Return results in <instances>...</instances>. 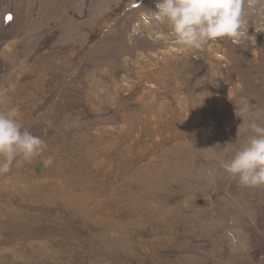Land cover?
Segmentation results:
<instances>
[{
    "label": "rangeland",
    "instance_id": "1",
    "mask_svg": "<svg viewBox=\"0 0 264 264\" xmlns=\"http://www.w3.org/2000/svg\"><path fill=\"white\" fill-rule=\"evenodd\" d=\"M155 2L0 0V110L47 144L0 174V264H264V187L220 166L264 109V16L185 51Z\"/></svg>",
    "mask_w": 264,
    "mask_h": 264
},
{
    "label": "clouds",
    "instance_id": "2",
    "mask_svg": "<svg viewBox=\"0 0 264 264\" xmlns=\"http://www.w3.org/2000/svg\"><path fill=\"white\" fill-rule=\"evenodd\" d=\"M250 16H264V0H156L146 19L165 40L185 51L202 50L210 41L229 38L233 42L248 35ZM235 115L242 120L238 133H248L243 146L220 166L242 187H264V109L253 110L241 97ZM18 106L0 110V174L21 167L47 148L40 135L24 129Z\"/></svg>",
    "mask_w": 264,
    "mask_h": 264
},
{
    "label": "bare ground",
    "instance_id": "3",
    "mask_svg": "<svg viewBox=\"0 0 264 264\" xmlns=\"http://www.w3.org/2000/svg\"><path fill=\"white\" fill-rule=\"evenodd\" d=\"M133 3H134V2H133ZM253 28H254V27H253ZM252 32H253V31H252ZM256 32H257V31H256ZM254 33H255V32H254ZM250 36H251V35H250ZM137 37H138V36H137ZM133 42H134V41H133ZM221 47H222V46H221ZM196 52H197V51H196ZM164 54H165V53H164ZM145 56H146V55H145ZM165 56H167V53L165 54ZM191 56H192V55H191ZM160 57H161V56H160ZM162 59H163V58H162ZM165 61H166V60H165ZM225 61H226V60H225ZM179 64H180V63H179ZM137 65H138V64H137ZM205 67H206V66H205ZM157 73H158V72H157ZM166 73H167V72H166ZM200 74H201V73H200ZM143 75H144V74H143ZM197 79H198V78H197ZM143 84H144V83H143ZM15 87H16V86H15ZM176 87H177V86H176ZM42 167H43V168H42V169H43L42 171H44V169H45L44 167H45V166L42 165ZM42 171H41V172H42ZM1 188H2V186H1ZM5 191H7V190H5ZM8 192H9V191H8ZM0 193H2V192H0ZM14 195H15V194H14ZM1 196H2V195H1ZM9 197H10V196H9ZM8 201H9V200H8ZM10 204H11V202H10ZM6 205H7V204H6ZM4 209H5V208H4ZM9 210H10V209H9Z\"/></svg>",
    "mask_w": 264,
    "mask_h": 264
},
{
    "label": "snow or ice",
    "instance_id": "4",
    "mask_svg": "<svg viewBox=\"0 0 264 264\" xmlns=\"http://www.w3.org/2000/svg\"><path fill=\"white\" fill-rule=\"evenodd\" d=\"M7 19H9V20H10V19H11V17L9 16V17H7Z\"/></svg>",
    "mask_w": 264,
    "mask_h": 264
}]
</instances>
